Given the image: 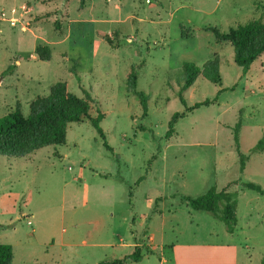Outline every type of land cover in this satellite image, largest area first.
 Here are the masks:
<instances>
[{"label":"rangeland","instance_id":"1","mask_svg":"<svg viewBox=\"0 0 264 264\" xmlns=\"http://www.w3.org/2000/svg\"><path fill=\"white\" fill-rule=\"evenodd\" d=\"M250 18L264 21V0H0V117L27 116L58 81L90 105L65 145L0 156V243L13 264H98L136 246L143 258L129 264H261L264 194L244 183L264 189V56L245 71L211 30ZM215 57L222 83L199 76L183 90V64ZM133 64L146 111L128 89ZM213 186L238 193L233 233L183 200Z\"/></svg>","mask_w":264,"mask_h":264},{"label":"trees","instance_id":"2","mask_svg":"<svg viewBox=\"0 0 264 264\" xmlns=\"http://www.w3.org/2000/svg\"><path fill=\"white\" fill-rule=\"evenodd\" d=\"M219 42H230L234 47V60L245 71L261 56H264V21L262 18H250L244 23L231 26L228 30H222L217 26L211 28ZM36 52L42 60L52 57L49 46L39 45ZM138 66L133 64L127 77L128 89L134 91L145 111L149 94L143 90H137ZM183 69L186 75L183 90L194 84L199 76H204L213 83H222L220 61L217 57L207 60L203 66L193 62H185ZM185 101L183 95H180ZM215 100L209 99L196 103L188 108L193 110L201 105H208ZM90 105L88 101L73 93L67 82L58 81L50 87L46 96H39L30 103V112L25 116L17 108L0 117V156L8 158H23L46 146H60L67 143L68 125L71 122H79L89 116ZM186 113L177 112L169 122L167 136L175 132L176 122ZM103 116L92 119L95 127L103 133L100 122ZM241 120L235 126L234 139L240 157V169L243 172L246 167L247 156L240 151L239 130ZM264 141L260 140L255 150H260ZM246 188L264 194L261 185L254 182L244 183ZM184 201L195 210L206 211L222 220L230 233H233L238 221V193L230 192L226 188L218 189L216 186L208 189L204 194L192 197L184 196ZM14 249L10 244L0 243V264H13ZM143 258L142 247L136 246L131 254L120 259L103 260L98 264H129L139 263ZM264 264V258L261 261Z\"/></svg>","mask_w":264,"mask_h":264},{"label":"crops","instance_id":"3","mask_svg":"<svg viewBox=\"0 0 264 264\" xmlns=\"http://www.w3.org/2000/svg\"><path fill=\"white\" fill-rule=\"evenodd\" d=\"M175 249H176V248H175ZM163 262L165 263V262H166V259H164Z\"/></svg>","mask_w":264,"mask_h":264}]
</instances>
